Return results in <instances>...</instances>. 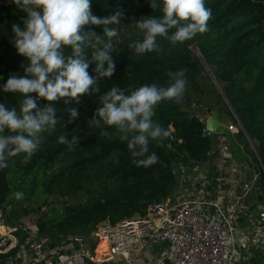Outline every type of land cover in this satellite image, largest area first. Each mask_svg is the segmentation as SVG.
Listing matches in <instances>:
<instances>
[{"label":"trees","instance_id":"1","mask_svg":"<svg viewBox=\"0 0 264 264\" xmlns=\"http://www.w3.org/2000/svg\"><path fill=\"white\" fill-rule=\"evenodd\" d=\"M151 3L91 0V12L97 17L122 12L119 38L113 39L115 72L99 80V93L81 95L79 103L47 102L55 106L61 123L54 131L41 134L40 147L31 159L26 160L24 153L10 156L8 166L0 170V212L6 226L17 227L22 218L30 217L36 239L42 236L55 242L67 234L87 236L104 220L114 224L144 214L152 202L166 200L176 183L174 165L189 166L210 159L213 139L204 134V121L189 111L192 103L202 101L198 79L204 65L213 68L215 79L225 83L228 106H223L231 121L241 125L238 137L244 149L252 152L249 143L256 142L260 163L253 156L252 165L264 167V0H206L205 6L212 12L208 31L175 45L158 38L159 50L138 55L132 45L142 33L136 29L135 19L162 15L159 7L151 9ZM23 15L12 0H0V76L5 80L23 74L24 58L10 43L12 24L20 23ZM84 30L100 34L102 27L86 25ZM190 46L198 49L200 58ZM86 51L90 55L92 48ZM92 67L88 71L95 75ZM179 69H186L184 99L179 103L161 101L153 117L170 136L150 141L149 154L155 152L159 157L156 164L137 166L114 129L92 123L99 95L112 87L130 94L143 84L166 85L167 72ZM20 100L19 93H0V102L8 107L18 109ZM39 103H45L43 98ZM70 107L77 108L80 115L65 127ZM103 131L110 135L102 136ZM60 135L78 136V146L69 150L58 142ZM15 192H22L23 197L16 199ZM48 200L52 208L39 211Z\"/></svg>","mask_w":264,"mask_h":264},{"label":"clouds","instance_id":"2","mask_svg":"<svg viewBox=\"0 0 264 264\" xmlns=\"http://www.w3.org/2000/svg\"><path fill=\"white\" fill-rule=\"evenodd\" d=\"M22 12L20 23L12 24L10 43L24 58L23 74L0 76V93H19L17 106L0 102V170L8 166L10 156L37 152L41 134L52 132L61 123L56 108L47 102L63 100L79 103L81 95L99 93V80L115 72L113 39L119 38L121 11L97 17L90 9L91 0H12ZM206 0H152L151 9L159 7L160 16H141L135 27L142 33L132 47L138 55L159 50L158 38L175 45L194 39L208 31L211 9ZM102 27V32L85 31L84 26ZM102 34V35H101ZM92 48L89 55L86 49ZM92 67L91 75L88 71ZM168 83L143 84L125 94L112 87L99 95L98 107L91 119L94 125L114 129L126 144L133 163L145 168L156 164L159 157L149 154L150 141L170 136L169 130L154 121L156 106L164 100L176 103L184 99L186 69L167 72ZM35 95H27L32 94ZM41 98L45 103H39ZM67 98V99H65ZM41 105H44L43 107ZM64 126L80 115L75 107L67 109ZM109 136L108 131L101 132ZM76 135H60L58 142L69 150L78 146ZM16 199L23 197L15 192Z\"/></svg>","mask_w":264,"mask_h":264},{"label":"built area","instance_id":"3","mask_svg":"<svg viewBox=\"0 0 264 264\" xmlns=\"http://www.w3.org/2000/svg\"><path fill=\"white\" fill-rule=\"evenodd\" d=\"M190 48L200 58L198 49L194 46ZM206 67L204 65L203 69L209 72L213 85L224 93L225 83L215 79L213 68ZM236 123L239 126L237 128L241 129V125ZM203 132L210 135L205 128ZM209 156H213L212 150ZM219 156L221 158L216 167L224 171L229 157V147L224 141H221ZM254 168L255 184L261 175L264 176V167L254 164ZM233 181L228 175L223 177V183L231 184ZM244 187L246 189L243 193L225 207L217 199L220 187L213 189L209 181L204 180L201 186H192L193 193L174 201L166 199L150 203L144 214H136L114 224L108 220L100 222L95 235L99 241L105 242L106 260L120 259L131 264L132 254L138 252L141 264H234L237 249L235 216L251 189L247 184ZM256 211L255 218L248 216V223L252 225L255 219L257 224L254 229L239 234L241 241H248L249 237L264 241V210ZM33 226L27 223L17 227L6 226L0 212V264H35L28 261L29 255L34 253L43 256L45 241L32 237L35 233ZM163 241L167 245L162 253L147 250L151 242ZM84 261L95 263L93 250L79 247L61 256L59 264H78Z\"/></svg>","mask_w":264,"mask_h":264},{"label":"crops","instance_id":"4","mask_svg":"<svg viewBox=\"0 0 264 264\" xmlns=\"http://www.w3.org/2000/svg\"><path fill=\"white\" fill-rule=\"evenodd\" d=\"M205 99H208V97H205ZM210 110L217 112V118L224 126L221 133H210V135H208L213 139L211 149L213 151V156L210 157L207 163H194L191 168H188V166H179L180 175L178 176V179L175 177V181L177 180L178 184L175 183L173 191L179 188L183 193L184 187L189 179L194 178V176H201L204 172L207 174L206 177L213 189L217 188V186L220 187L217 199L226 207L236 196L243 193L246 189V187H244L245 184L250 186L251 189L242 200L241 208L235 216L234 232L237 238V249L234 264H264V241L255 240L251 237H249L248 241H241L238 237L241 232L246 231L247 229H254V226L257 224L256 220L253 219V224L250 225V223H248V216L251 215V217L255 218L257 213L256 209L264 210V176L261 177V175L255 184L253 181V175L256 172L254 165H252L254 162L253 156L257 159V154L250 148V146L249 149L252 152L244 149V145L240 142L238 137L239 133L237 134V132L233 130V132L228 130L231 134V136L228 134L231 138V144L226 143L225 140L224 142L229 147V157L224 165V171L219 170L216 166L221 158L219 156L220 144L221 141L228 136H226L227 130L225 123L222 121V117L225 118V115L221 113L222 117H220L219 109L211 107ZM198 118L205 121L207 116H198ZM240 131L241 129L239 132ZM225 175L232 177L234 181L231 184L223 183V177ZM170 200L174 201L172 199V193ZM33 236L36 238L35 233L32 234V237ZM38 241H45L42 249L43 256L41 257L38 254L31 253L28 257V261L35 264H59L61 256H64L79 247L93 250L95 263L90 262L89 264H126L120 259L106 260L107 255L105 244L100 242L97 237L95 239L92 234L87 236L67 234L60 237V239L55 240V242L49 240L47 237L41 236L38 238ZM166 245L167 244L164 241L151 242L147 250L159 254L164 251ZM140 260L141 256L138 252L132 254L131 264H141ZM84 262L88 263L87 261Z\"/></svg>","mask_w":264,"mask_h":264},{"label":"rangeland","instance_id":"5","mask_svg":"<svg viewBox=\"0 0 264 264\" xmlns=\"http://www.w3.org/2000/svg\"><path fill=\"white\" fill-rule=\"evenodd\" d=\"M206 68H211V67L208 66ZM211 71H212V69H211ZM198 84H199L200 92H203L202 101H201L200 104L196 103V102L192 103V106L189 108V111L192 114L194 113V115L208 116V112L206 111V108L213 107L215 109H219L218 111H219L220 117H222L221 113H223L225 115V118L222 117V121L225 123V126H226V130H227L226 131V136L228 134H230L229 131H231L232 129L234 131L236 130L235 132H237V134H238L239 130H240V128L239 129L237 128L238 124L237 123H233L231 121V116L224 109V106L225 105L228 106V105H227V102H226V100L224 98L223 91H220L219 87L213 85L214 83L212 82V79H211V77L209 75V72L207 73L205 69L202 70V76L199 77ZM205 97H208V99H205ZM206 106H208V107H206ZM230 136H231V134H230ZM230 136L228 135L225 139H223V141L225 140L226 143L231 144ZM249 146H250L251 149H253L256 152L255 141L251 140L250 143H249ZM191 167H192V165L188 166V168H191ZM172 171L175 174V177H177V179H178V176L180 175L179 167L177 165H174L172 167ZM206 176H207V174L203 172L201 174V176H194V178H190L188 183L184 187V192L182 193V191L179 188L175 189L172 192V199L176 200L178 197H183V196H185V195H187L189 193H193V190L191 189L192 186H195V185L201 186L204 180L208 181ZM175 182H176V184H178L177 180ZM170 198H171V195L169 194V197L167 199L170 200ZM50 200H48V202H46L45 207L41 210V212L48 211L50 208H52ZM71 201H73V200H71L69 198V202H71ZM57 202H60V200H58ZM57 202L55 200V203H57ZM22 220H23L22 221L23 223L33 224V222H30V220L31 221L33 220L30 217L22 218ZM95 232H96V229L92 230L91 234L96 239Z\"/></svg>","mask_w":264,"mask_h":264},{"label":"water","instance_id":"6","mask_svg":"<svg viewBox=\"0 0 264 264\" xmlns=\"http://www.w3.org/2000/svg\"><path fill=\"white\" fill-rule=\"evenodd\" d=\"M206 111L208 112V116L206 118V120L204 121L205 124V130L209 133L212 134H218L221 133L223 131V124L220 123V121L217 118V112L210 110V108H206ZM45 204H42L38 210L41 211L44 207ZM78 264H89V263H78Z\"/></svg>","mask_w":264,"mask_h":264},{"label":"bare ground","instance_id":"7","mask_svg":"<svg viewBox=\"0 0 264 264\" xmlns=\"http://www.w3.org/2000/svg\"><path fill=\"white\" fill-rule=\"evenodd\" d=\"M100 242H102V243H104V244H105V242H104V241H100Z\"/></svg>","mask_w":264,"mask_h":264}]
</instances>
